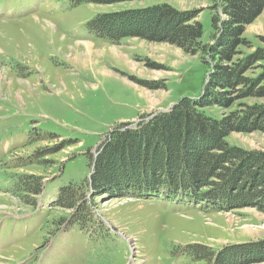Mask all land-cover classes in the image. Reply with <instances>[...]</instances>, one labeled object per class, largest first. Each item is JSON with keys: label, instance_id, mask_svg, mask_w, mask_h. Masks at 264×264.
Returning <instances> with one entry per match:
<instances>
[{"label": "rangeland", "instance_id": "1", "mask_svg": "<svg viewBox=\"0 0 264 264\" xmlns=\"http://www.w3.org/2000/svg\"><path fill=\"white\" fill-rule=\"evenodd\" d=\"M101 1L0 0V264H202L182 250L186 245L216 255L246 253L230 264H264V249H252L264 241V213L247 203L203 211L164 197L105 193L93 199L84 188L82 216L51 207L60 188L90 179L88 158L93 164L110 128L133 126L142 114L147 121L182 98H197L209 73V60L199 53L139 38L111 45L86 23L107 15L120 29L123 15L164 4L183 14L198 11L200 42L208 44L215 0ZM244 30L249 52L264 49V10ZM239 103L264 105V99ZM37 135L43 137L31 141ZM62 141L63 148L47 153ZM226 142L264 153V131L232 132ZM20 175L42 178V193L28 198L29 205L13 192Z\"/></svg>", "mask_w": 264, "mask_h": 264}, {"label": "trees", "instance_id": "2", "mask_svg": "<svg viewBox=\"0 0 264 264\" xmlns=\"http://www.w3.org/2000/svg\"><path fill=\"white\" fill-rule=\"evenodd\" d=\"M263 10L264 0H215L211 8L213 33L208 44L200 42L203 32L198 11L183 14L164 4L123 15L128 18L118 22L120 29L107 15L97 14L88 21L90 33L111 45L124 38H139L167 43L190 55L199 53L202 60H209V73L197 98H182L168 112L147 121H143L146 114H142L133 126L119 123L110 128L104 142L98 145L93 164L92 157L88 158L90 179L84 185L60 188L52 207L74 211L73 217L82 216L79 191L86 188L93 199L105 193L129 199L165 197L184 200L203 211L241 208L247 203L264 213V153L226 142L232 132L264 131V105L239 103L264 99V49L249 52L251 45L243 37L245 27ZM256 68L261 72L253 75ZM134 82L151 89L155 85ZM235 103L239 107L234 109ZM210 108L228 113L216 116ZM42 137L37 135L31 141ZM64 145V141L55 144L47 153H56ZM251 184L253 188H249ZM13 192L29 205L33 200L28 198L42 193V178L20 175ZM256 246L264 249V241L252 249ZM182 250L195 263L202 264H230L231 260L246 258L245 252L221 251L216 255L194 245Z\"/></svg>", "mask_w": 264, "mask_h": 264}, {"label": "crops", "instance_id": "3", "mask_svg": "<svg viewBox=\"0 0 264 264\" xmlns=\"http://www.w3.org/2000/svg\"><path fill=\"white\" fill-rule=\"evenodd\" d=\"M134 120V119H133Z\"/></svg>", "mask_w": 264, "mask_h": 264}]
</instances>
